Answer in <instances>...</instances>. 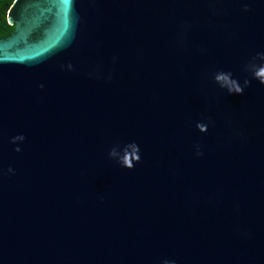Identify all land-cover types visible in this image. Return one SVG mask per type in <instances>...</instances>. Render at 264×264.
I'll return each instance as SVG.
<instances>
[{
	"label": "water",
	"instance_id": "1",
	"mask_svg": "<svg viewBox=\"0 0 264 264\" xmlns=\"http://www.w3.org/2000/svg\"><path fill=\"white\" fill-rule=\"evenodd\" d=\"M8 23L0 264H264V0H15Z\"/></svg>",
	"mask_w": 264,
	"mask_h": 264
},
{
	"label": "trees",
	"instance_id": "2",
	"mask_svg": "<svg viewBox=\"0 0 264 264\" xmlns=\"http://www.w3.org/2000/svg\"><path fill=\"white\" fill-rule=\"evenodd\" d=\"M15 0H0V38L10 36L15 27L8 23V12Z\"/></svg>",
	"mask_w": 264,
	"mask_h": 264
},
{
	"label": "clouds",
	"instance_id": "3",
	"mask_svg": "<svg viewBox=\"0 0 264 264\" xmlns=\"http://www.w3.org/2000/svg\"><path fill=\"white\" fill-rule=\"evenodd\" d=\"M255 77L257 79L260 80L261 83H264V69H260L259 71L255 72ZM218 80L221 81H227L228 77L227 76H219L217 77ZM247 81L245 82V84L247 85ZM233 87L230 88V91H234L236 94H242L243 92V88L241 86H239V84L237 82H232ZM207 129L203 126H201V131H206ZM16 151H20L19 148L16 149ZM138 159V158H137ZM124 164L131 169L132 168V163L131 160H129L127 157L124 159Z\"/></svg>",
	"mask_w": 264,
	"mask_h": 264
}]
</instances>
